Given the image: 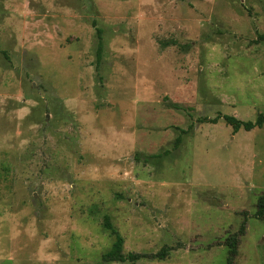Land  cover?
Segmentation results:
<instances>
[{"label":"rangeland","instance_id":"374dc122","mask_svg":"<svg viewBox=\"0 0 264 264\" xmlns=\"http://www.w3.org/2000/svg\"><path fill=\"white\" fill-rule=\"evenodd\" d=\"M259 34L264 0H0V264H225L243 221L264 264V124L222 118L264 114ZM105 216L167 254L102 262Z\"/></svg>","mask_w":264,"mask_h":264},{"label":"trees","instance_id":"16d2710c","mask_svg":"<svg viewBox=\"0 0 264 264\" xmlns=\"http://www.w3.org/2000/svg\"><path fill=\"white\" fill-rule=\"evenodd\" d=\"M96 34L98 37L97 62H99L101 53L103 50L102 29L99 27H96ZM259 38L260 40L264 41V34H259ZM222 118L225 120L227 124L231 125L234 132L240 129L249 131L253 128L262 127V125L264 124V114L262 113L258 114L254 120H241L229 114L222 115ZM217 120H218V117H214V118L203 117L202 118V121H209L212 123L217 122ZM256 206H257V209L254 213V216L258 219H262L264 217V190L258 196ZM104 227L107 228L114 235V240L111 246L101 254L102 262L107 263V262H113V261H118V262L127 261L130 263V262H135L145 257L162 259L167 254L166 248H162L158 252L152 253L150 255H148L147 253L124 254L122 251L123 250V237L113 227L108 216L104 217ZM244 227H245V222L243 221L237 233H231L225 237L223 241V243L227 247L225 264H233L234 257L236 256L237 251H238L237 247H238V242H239V236L243 234Z\"/></svg>","mask_w":264,"mask_h":264}]
</instances>
